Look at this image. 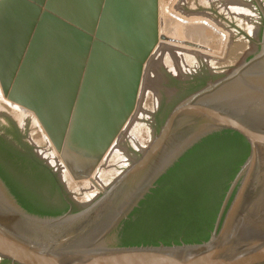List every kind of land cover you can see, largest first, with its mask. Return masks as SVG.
Here are the masks:
<instances>
[{"label":"water","instance_id":"95a60500","mask_svg":"<svg viewBox=\"0 0 264 264\" xmlns=\"http://www.w3.org/2000/svg\"><path fill=\"white\" fill-rule=\"evenodd\" d=\"M173 2L0 0L3 94L35 115L73 181L92 178L137 111L146 66L160 41L176 40L165 33V7L187 23L170 11ZM183 40L185 46L211 49ZM206 77L203 87L176 104L141 154L76 212L31 214L0 177V261L264 264V36L235 65ZM220 131L243 136L250 153L211 238L201 244L116 246L118 229L158 180Z\"/></svg>","mask_w":264,"mask_h":264},{"label":"trees","instance_id":"16d2710c","mask_svg":"<svg viewBox=\"0 0 264 264\" xmlns=\"http://www.w3.org/2000/svg\"><path fill=\"white\" fill-rule=\"evenodd\" d=\"M207 81L208 77L188 82L190 87L183 98ZM173 84L186 83L174 80ZM176 104L160 120L158 131ZM4 128L5 136L0 134V177L11 194L31 214L41 217L66 214L71 205L57 175L37 157L34 147L25 141L14 123ZM249 153L247 141L236 132L220 131L204 138L158 180L151 193L122 223L115 245L170 246L207 242ZM3 264L10 263L4 261Z\"/></svg>","mask_w":264,"mask_h":264},{"label":"rangeland","instance_id":"374dc122","mask_svg":"<svg viewBox=\"0 0 264 264\" xmlns=\"http://www.w3.org/2000/svg\"><path fill=\"white\" fill-rule=\"evenodd\" d=\"M164 1L165 5H167L170 0ZM232 6L243 8L246 12H242L243 14H241L234 10ZM170 11L176 14V16L181 17L183 21H187V23L169 16L166 13L165 7V33L176 40L162 41L160 50L158 49L160 52L157 50V53L146 66L138 108L131 120L132 125L130 124V128L134 127V125H139L141 147L137 148L128 135L125 136L124 141L119 145L121 146L119 151H121L122 158L126 159V163H123V165L110 164L108 167L110 168L109 171H112L111 173L126 169L127 165L131 164L133 159L141 154V148H146L155 134H157L159 123L156 114L162 101L168 96L170 99L172 98L173 105H175L189 89L190 84L188 83L179 86L180 92L167 87L166 82L169 75H174L178 81L185 80L192 82L193 78L204 76L206 73H211L212 71L222 72L235 65L244 54L252 51L254 45H257L264 36V0H174ZM189 22H196V24H188ZM197 22H206L208 25L197 24ZM253 30L255 33L251 32ZM217 31L220 34H224L225 39L222 35L217 34ZM181 39L204 45V47H209L216 53L211 52V49L202 50L193 47V50L191 46H185L181 43ZM223 39L225 40V47L222 49ZM175 45H178L177 47L180 48L182 47L181 49L183 50L180 49L182 52ZM171 46H174L175 50L171 49ZM162 51H169L170 59L178 62L176 64V74L172 73L173 71L171 72L169 67L163 62L164 60L158 59L159 56L157 54L159 53L158 55H160ZM222 51V54H218ZM179 54H181L182 60H180ZM185 54L192 56L191 58H187ZM184 57L187 58H185V61L183 60ZM172 86H175V84ZM11 105L12 103L3 96L2 89L0 88V134L5 136L6 130L4 127H7V124L12 122L24 133L31 143L34 144L35 141L39 140L41 144L43 142L46 143L47 148L44 152H51L52 154L55 149L49 139L45 138L46 134L35 116H33L34 114L32 115L28 111L23 113L21 107L20 110L19 106L13 104L12 106L14 107H12ZM18 119L20 121L24 120L23 123H20ZM34 147L39 150L37 145ZM55 158L57 159V157ZM103 165L105 169L104 162ZM103 168L101 170L104 171ZM111 176L107 175V179L111 178ZM74 183L81 184L80 187H82V183L84 182L74 181ZM67 191L68 193H65L68 199L70 197L72 201L76 200L79 205L83 204L81 197H83L84 190L80 191L81 194L79 195L72 191Z\"/></svg>","mask_w":264,"mask_h":264},{"label":"bare ground","instance_id":"6f19581e","mask_svg":"<svg viewBox=\"0 0 264 264\" xmlns=\"http://www.w3.org/2000/svg\"><path fill=\"white\" fill-rule=\"evenodd\" d=\"M234 1V0H233ZM237 2V1H236ZM236 2H234L236 5H238ZM233 8H234V10H236V11H238V12H240L241 14H243L242 12H246L245 11V9H243V8H240V7H238V6H232ZM231 7V8H232ZM252 16V15H251ZM252 30V29H251ZM252 33H255L254 32V30L253 31H251ZM177 39H179V38H177ZM161 42L162 41H160V43H159V46L157 47V49H156V52L153 54V56L157 53V50L160 48V46H161ZM172 42V41H171ZM181 42V41H180ZM180 42H179V46H180ZM170 43V42H169ZM168 43V44H169ZM174 43V42H173ZM178 43V42H177ZM182 43V42H181ZM164 45V44H163ZM178 45H175V47H177ZM181 46H183V45H181ZM175 47L174 46H171V49H174L175 50ZM166 48V47H165ZM178 49H179V51H181V50H183V49H181L180 47H177ZM193 48V47H192ZM170 49V48H169ZM181 49V50H180ZM160 50V49H159ZM158 50V51H159ZM166 50V49H165ZM186 50V49H185ZM193 50H194V48H193ZM188 51V50H187ZM190 51V50H189ZM160 52V51H159ZM168 52V53H167ZM182 52V51H181ZM169 51H166V52H164V51H162L161 53H160V55H158L157 54V56H159L158 57V59L159 60H161V61H163L166 65H167V67H169V69L171 70V72L172 73H175L176 74V71H177V68H176V64L178 63V62H174L172 59H170L171 57L169 56ZM174 53V52H173ZM207 53V52H206ZM177 54V53H176ZM176 54H174V55H176ZM181 54H179V56H180ZM178 56V55H177ZM176 56V57H177ZM178 56V57H179ZM185 56L187 57V58H191V56L189 55V54H185ZM181 57V56H180ZM186 57H184V61H185V58ZM153 58V57H152ZM174 58H175V56H174ZM186 58V59H187ZM193 58V57H192ZM176 59V58H175ZM195 59V58H194ZM179 60V59H178ZM177 60V61H178ZM180 60H182V57H181V59ZM180 60H179V62H180ZM150 61H151V59H150ZM149 61V62H150ZM183 61V62H184ZM174 62V63H173ZM152 76V75H151ZM150 80V79H149ZM152 81V80H151ZM153 82V81H152ZM150 83V82H149ZM157 83V82H156ZM0 88H1V86H0ZM2 89V88H1ZM2 93H3V91H2ZM3 96H4V94H3ZM5 97V96H4ZM6 98V97H5ZM7 99V98H6ZM8 100V99H7ZM9 101V100H8ZM10 102V101H9ZM11 103V102H10ZM14 103H12V105H13ZM11 105V106H12ZM16 105V104H15ZM17 106H19V105H17ZM12 107H14V106H12ZM19 109H20V106L18 107ZM22 108V107H21ZM21 110V109H20ZM23 113L25 112V111H28V110H26V109H24V108H22V110H21ZM29 112V111H28ZM29 113H31V112H29ZM136 113V112H135ZM32 114V113H31ZM33 115V114H32ZM33 116H35V115H33ZM36 118V117H35ZM37 119V118H36ZM132 120V119H131ZM37 121L39 122V120L37 119ZM132 123V121H130L129 122V124L126 126V128L123 130V132H122V134L120 135V137H119V139H117V141H116V143L114 144V146L111 148V150H110V152L105 156V158L102 160V162L100 163V165L98 166V168L95 170V172H94V174H93V176H92V178L91 179H88V180H85V181H82V182H84V183H82V187H80V185L81 184H77V183H74V181L71 179V177H70V174L68 173V171L65 169V167H64V165H63V163H62V161H61V158L59 159V155H58V153L55 151V150H53V155L51 154V152H40V154H41V156L49 163V165L50 166H52L55 170H57L58 171V173L60 174V177H61V180L63 181V183L66 185V186H68L69 188H70V190L72 191V192H74L75 194H77V195H79V194H81V192L80 191H82V190H84V194H82L83 195V197H81L82 198V200H83V204H87V203H89L90 201H92V200H94L103 190H105L121 173H122V171H120V172H115L114 173V171H113V173H111L112 171H109V167L108 166H110V164L112 165L113 163L114 164H121V165H123V163H126V159H124V158H122V156H121V154H120V152L121 151H119V149H120V147L121 146H119V145H121V142L122 141H124V138H125V136H127L128 135V137L131 139V141L134 143V145L137 147V148H140L141 147V141H140V133H139V125L137 124V125H134V127H132V128H130L131 127V124ZM39 124H40V122H39ZM131 124V125H130ZM41 125V124H40ZM128 126H129V128H128ZM43 128V127H42ZM43 131H44V129H43ZM45 132V131H44ZM45 134H46V132H45ZM47 135V134H46ZM45 135V138H47V140L49 139L47 136ZM124 135V136H123ZM50 141V140H49ZM52 144V143H51ZM53 146V145H52ZM144 148H141V150H143ZM59 156V157H58ZM55 157H57V159L55 158ZM103 162H104V164H105V169L103 168L104 167V165L102 166V164H103ZM125 165H127V164H125ZM102 166V167H101ZM127 166H129V165H127ZM104 169V171L103 170H101V169ZM108 169V170H107ZM103 171V172H102ZM110 172V173H109ZM107 175H112L111 176V178H109V179H107Z\"/></svg>","mask_w":264,"mask_h":264},{"label":"flooded vegetation","instance_id":"af4514ba","mask_svg":"<svg viewBox=\"0 0 264 264\" xmlns=\"http://www.w3.org/2000/svg\"><path fill=\"white\" fill-rule=\"evenodd\" d=\"M206 75H207V73H206ZM206 75H202V76H198V77H195V78H198V79H204V78H206ZM195 78H193L192 80L194 81L195 80ZM176 78H175V76L174 75H169L168 76V79H167V82H166V84H167V87H170L172 90H175L176 92H180L181 90H180V88H179V86H181V85H175V86H172L173 85V82H174V80H175ZM176 81H178L177 79H176ZM178 82H181V83H188V81H185V80H180V81H178ZM173 100H172V98L170 99L168 96H167V98H165L163 101H162V103H161V106H160V108H159V110L157 111V114H156V118H157V121H158V123L160 122V120H162L163 118H164V116L167 114V112H168V110L173 106V103L174 102H172ZM19 120V119H18ZM23 121L24 120H22V121H20L19 120V122L20 123H23ZM7 126H9V124H7ZM20 130V129H19ZM21 131V130H20ZM22 133V132H21ZM22 135L25 137V135H24V133H22ZM124 136V135H123ZM9 138H11L10 136H9ZM25 141L26 142H28V143H30V145H32L33 147L35 146V145H37V147L39 148V150H37L35 147H34V152H35V154L37 155V157L39 158V159H41V160H43L44 161V163L46 164V162H45V159L41 156V154H40V152H44L45 151V149L47 148V144L46 143H44L43 142V144H41L39 141H35L34 142V144L33 143H31L26 137H25ZM39 151V152H38ZM43 158H41L40 156ZM49 164V163H48ZM52 167V166H51ZM66 186V185H65ZM66 188H67V190H69L70 192H71V190L66 186ZM66 192V191H65ZM69 201H70V205H71V209L72 208H76V209H78V205H79V203H77L75 200L74 201H72V199L69 197ZM1 264H3V262L1 263Z\"/></svg>","mask_w":264,"mask_h":264}]
</instances>
